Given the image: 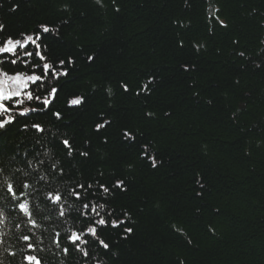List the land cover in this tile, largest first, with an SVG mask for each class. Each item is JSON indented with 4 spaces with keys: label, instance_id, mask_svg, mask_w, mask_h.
<instances>
[{
    "label": "trees",
    "instance_id": "16d2710c",
    "mask_svg": "<svg viewBox=\"0 0 264 264\" xmlns=\"http://www.w3.org/2000/svg\"><path fill=\"white\" fill-rule=\"evenodd\" d=\"M103 4L3 0L0 19L10 31L45 19L69 21L56 54L71 51L80 70L57 108L65 106L66 95H86L87 107L68 112L71 127L62 131L107 153L103 160L93 158L90 172L100 168L107 177L120 169L118 175L128 178L130 189L118 195V206L132 213L134 235L122 242L120 264H264V71L235 55L245 50L256 58L264 47V0H221L227 29L209 22L212 5L205 0H189L190 7L185 0H116L119 12L112 0ZM254 8L259 15H249ZM93 54L98 58L89 65L85 57ZM184 65L195 70L185 72ZM121 83L128 84V93ZM149 112L153 116L146 118ZM101 113L113 123L95 133ZM125 127L142 133L134 146L119 141ZM18 129L11 143L25 140ZM149 142L162 161L156 169L139 159L140 143ZM127 162L135 163L134 172L122 170ZM4 231L7 243L18 248L13 233L24 229L10 224ZM49 243L50 236L42 247ZM44 255L57 264L47 247Z\"/></svg>",
    "mask_w": 264,
    "mask_h": 264
},
{
    "label": "snow or ice",
    "instance_id": "6c2138e0",
    "mask_svg": "<svg viewBox=\"0 0 264 264\" xmlns=\"http://www.w3.org/2000/svg\"><path fill=\"white\" fill-rule=\"evenodd\" d=\"M95 2L104 6L103 0ZM220 2L205 0L212 5L206 10L208 20L227 29L228 23L220 18L223 15L217 6ZM112 4L116 6V0ZM185 4L191 6L189 0ZM19 7V3L14 4L10 11L15 12ZM70 10V4L65 3L63 11ZM115 11L119 12L120 8L116 6ZM259 14L255 8L249 13ZM68 25L67 19H45L31 27L10 31L0 19V248L3 250L0 264H49L45 247L57 264L73 261L75 264H120L122 242L134 235L132 213L118 206V195L130 189L128 178L118 175L120 169L107 177L100 168L90 172L93 158L98 154L103 160L107 153L94 149L88 139L77 143L75 135L62 131L71 127L65 123L67 113L82 110L88 103L86 95L71 94L65 96V106L57 108L61 93L69 81L74 82V74L80 70L71 51L63 56L56 54L57 45L63 43L62 29ZM180 26L184 27L182 22ZM209 31H212L211 25ZM239 43L233 40V44ZM260 44L264 45V37ZM203 46L195 45L197 49ZM235 55L250 60L254 69L264 71V47L256 53V58L246 57L245 50ZM97 58L93 54L85 60L91 65ZM183 68L188 72L195 70V65L191 69L187 65ZM155 79L150 77L149 83ZM120 87L129 92L127 83H121ZM144 89L148 90V86L144 85ZM106 92L110 97L114 94L111 87ZM135 94L139 96L140 92ZM145 115L152 117L153 113ZM100 118L101 122L94 125L95 133L107 132L113 123L103 113ZM17 126L25 140L11 143L10 134ZM138 136H142L138 129L125 127L120 131L119 141L134 146ZM108 143V135H103L102 144ZM150 147V142L140 143L139 159L156 169L162 161ZM121 168L131 173L136 165L127 162ZM202 179L198 176L196 180L200 189L205 187ZM196 194L203 196L202 191ZM10 224L15 229H24L19 235L13 233L20 243L18 248L7 243L8 232L4 229ZM49 236L50 243L42 247Z\"/></svg>",
    "mask_w": 264,
    "mask_h": 264
}]
</instances>
